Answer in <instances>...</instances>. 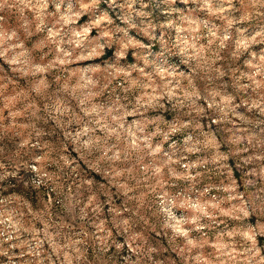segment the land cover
I'll use <instances>...</instances> for the list:
<instances>
[{
    "label": "clouds",
    "instance_id": "1",
    "mask_svg": "<svg viewBox=\"0 0 264 264\" xmlns=\"http://www.w3.org/2000/svg\"><path fill=\"white\" fill-rule=\"evenodd\" d=\"M0 264H264V0H0Z\"/></svg>",
    "mask_w": 264,
    "mask_h": 264
}]
</instances>
